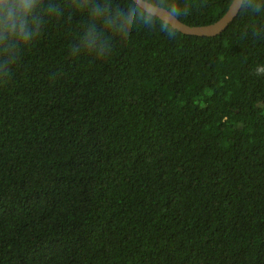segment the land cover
<instances>
[{
	"label": "trees",
	"instance_id": "trees-1",
	"mask_svg": "<svg viewBox=\"0 0 264 264\" xmlns=\"http://www.w3.org/2000/svg\"><path fill=\"white\" fill-rule=\"evenodd\" d=\"M176 2L204 26L232 0ZM78 23L53 17L0 83V264H264V28L240 9L92 59Z\"/></svg>",
	"mask_w": 264,
	"mask_h": 264
},
{
	"label": "clouds",
	"instance_id": "clouds-1",
	"mask_svg": "<svg viewBox=\"0 0 264 264\" xmlns=\"http://www.w3.org/2000/svg\"><path fill=\"white\" fill-rule=\"evenodd\" d=\"M240 9L253 27L264 28V0H240ZM63 14L79 20L72 29L76 44L70 54L102 59L114 36L133 29L175 36L171 20H179L185 8L176 0H0V83L7 82L22 55L39 43L47 22Z\"/></svg>",
	"mask_w": 264,
	"mask_h": 264
},
{
	"label": "water",
	"instance_id": "water-1",
	"mask_svg": "<svg viewBox=\"0 0 264 264\" xmlns=\"http://www.w3.org/2000/svg\"><path fill=\"white\" fill-rule=\"evenodd\" d=\"M240 11V0H232L227 11L215 22L204 26H189L180 20H171V24L178 32L191 36L213 37L221 34L228 25L236 18ZM160 16H164L163 11H159Z\"/></svg>",
	"mask_w": 264,
	"mask_h": 264
}]
</instances>
